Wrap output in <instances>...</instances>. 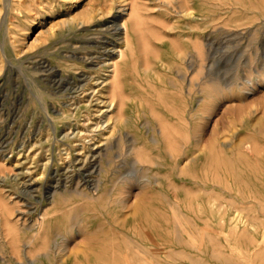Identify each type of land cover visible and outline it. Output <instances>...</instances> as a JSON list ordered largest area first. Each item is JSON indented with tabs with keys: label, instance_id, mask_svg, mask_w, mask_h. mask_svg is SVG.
Instances as JSON below:
<instances>
[{
	"label": "rangeland",
	"instance_id": "obj_1",
	"mask_svg": "<svg viewBox=\"0 0 264 264\" xmlns=\"http://www.w3.org/2000/svg\"><path fill=\"white\" fill-rule=\"evenodd\" d=\"M54 6L0 24V264H264V0Z\"/></svg>",
	"mask_w": 264,
	"mask_h": 264
},
{
	"label": "bare ground",
	"instance_id": "obj_2",
	"mask_svg": "<svg viewBox=\"0 0 264 264\" xmlns=\"http://www.w3.org/2000/svg\"><path fill=\"white\" fill-rule=\"evenodd\" d=\"M59 1V0H3V8L5 9V14L3 16V20H2V26L9 29L12 26H14L15 24L11 21V15L12 14H16L18 16H23L26 13H31L32 11H47L48 9V5L50 4L51 7L50 9H54L56 6H54V4ZM65 2H70V0H63ZM72 1V0H71ZM77 3V2H76ZM72 13V10H67V12ZM87 11H81L78 12L76 14H72V16L66 18L65 20V24L66 25H70L75 23L76 20H78L79 18H84L85 15H87ZM36 14V13H35ZM37 15V14H36ZM140 16V15H139ZM136 17V16H135ZM143 17V16H142ZM80 20V19H79ZM125 20V19H124ZM139 20V19H138ZM114 21V20H113ZM38 23H40V26L43 25V21L40 22V20H38ZM78 23V22H77ZM160 24V23H159ZM35 25V21L33 20L30 25L29 28L33 27ZM53 25V23H52ZM51 25V27H52ZM115 29L118 31L119 34H126V22H122L121 24L119 22H117ZM50 28V26H49ZM92 29V28H90ZM94 29V28H93ZM123 30H125V33H123ZM123 40L125 41V45L127 43V38L126 35H124V37H122ZM15 41V40H14ZM129 42V41H128ZM4 47V46H2ZM21 50V49H20ZM117 53V52H116ZM124 53L122 49H119V53L118 56L119 58L123 57ZM5 56V55H4ZM8 60V62L10 63V60L8 58H6ZM112 65L113 67L115 66V60L112 61ZM46 68V67H45ZM114 71V68H113Z\"/></svg>",
	"mask_w": 264,
	"mask_h": 264
}]
</instances>
